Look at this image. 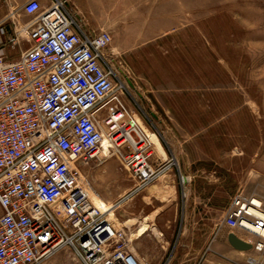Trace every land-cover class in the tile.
<instances>
[{"label":"rangeland","instance_id":"374dc122","mask_svg":"<svg viewBox=\"0 0 264 264\" xmlns=\"http://www.w3.org/2000/svg\"><path fill=\"white\" fill-rule=\"evenodd\" d=\"M101 10L115 92L148 128L152 162L172 165L137 189L118 153H100L81 167L95 204L119 202L106 217L122 230L131 211L151 214L146 249L183 264H264V250L231 249L222 222L236 190L264 198V0H107ZM43 264L79 262L64 247Z\"/></svg>","mask_w":264,"mask_h":264},{"label":"built area","instance_id":"2783aa9c","mask_svg":"<svg viewBox=\"0 0 264 264\" xmlns=\"http://www.w3.org/2000/svg\"><path fill=\"white\" fill-rule=\"evenodd\" d=\"M30 21L0 25V264H43L68 247L79 264H143L126 233L92 203L81 167L100 160L103 138L138 188L168 170L154 163L143 120L115 92L107 30H88L66 0H26ZM28 49L10 59L6 48ZM222 222L264 250V198L238 189ZM162 264H168V259Z\"/></svg>","mask_w":264,"mask_h":264},{"label":"crops","instance_id":"0c3cea01","mask_svg":"<svg viewBox=\"0 0 264 264\" xmlns=\"http://www.w3.org/2000/svg\"><path fill=\"white\" fill-rule=\"evenodd\" d=\"M39 1L42 6H47L51 2V0ZM15 2L16 0H3V2L0 3V25L6 32V35L3 36V39H6L12 34L13 28L18 29L30 21L29 15L22 12L21 9H14ZM106 2L107 0H66V5L75 15L78 21L83 24L88 30L98 31L101 28L95 25V22H98V20H94V16H98L99 14H101V8L104 7V4H106ZM25 37L26 36L24 34V36L19 38V40L23 44L27 42ZM101 203L104 205V207H102L101 209L106 210V213L108 214L112 213L114 208H116V206L119 204V202L115 204H105L104 202ZM151 216V214L142 213V211L140 210H137L135 212L131 211L127 215L125 221L127 226L124 231L129 240V244L131 246L133 254L137 256L143 262V264H162V262L166 260V258L168 259V264H183V261H178L177 259L174 260L170 257V255L166 256L164 250L152 251L150 249H146L145 246L148 240L147 236H150V234L148 235L147 228L145 231L142 229V225L145 224L147 226L149 224H152ZM129 227L130 229H128ZM229 232L236 233V231L229 230L225 235L228 246L231 247V249H234L227 240V234ZM221 248L225 250V252L229 251L227 247L224 248L221 246Z\"/></svg>","mask_w":264,"mask_h":264},{"label":"water","instance_id":"95a60500","mask_svg":"<svg viewBox=\"0 0 264 264\" xmlns=\"http://www.w3.org/2000/svg\"><path fill=\"white\" fill-rule=\"evenodd\" d=\"M228 243L238 251H249L251 249V244L240 239L234 232H229L227 234Z\"/></svg>","mask_w":264,"mask_h":264},{"label":"bare ground","instance_id":"6f19581e","mask_svg":"<svg viewBox=\"0 0 264 264\" xmlns=\"http://www.w3.org/2000/svg\"><path fill=\"white\" fill-rule=\"evenodd\" d=\"M109 143H108V140L104 137L103 138V141H102V144H101V155H106L109 151ZM98 194L93 190L91 189L90 191V197L92 198V203L97 206L94 201H95V198H97ZM98 207V206H97ZM100 208V207H99ZM101 209V208H100ZM102 210V209H101ZM103 212H106V210H102ZM111 224L114 226V224L111 222Z\"/></svg>","mask_w":264,"mask_h":264}]
</instances>
